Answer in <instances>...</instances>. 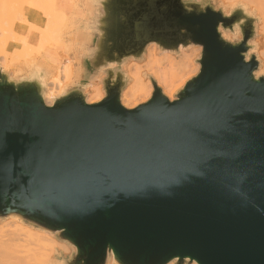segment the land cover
<instances>
[{"label":"water","instance_id":"95a60500","mask_svg":"<svg viewBox=\"0 0 264 264\" xmlns=\"http://www.w3.org/2000/svg\"><path fill=\"white\" fill-rule=\"evenodd\" d=\"M101 58L154 41L204 51L169 100L150 77L133 108L117 80L86 104L76 91L47 107L36 89L0 84V217L61 230L72 264H264V77L221 43L210 9L179 0H105ZM240 12L231 18L235 20ZM231 20H224L230 23ZM245 35L253 31L249 18ZM143 52V56L141 53Z\"/></svg>","mask_w":264,"mask_h":264},{"label":"clouds","instance_id":"9594fccd","mask_svg":"<svg viewBox=\"0 0 264 264\" xmlns=\"http://www.w3.org/2000/svg\"><path fill=\"white\" fill-rule=\"evenodd\" d=\"M179 3L187 13L198 9V14H203L210 9L223 17L215 26L218 39L239 48L244 62L255 60L254 79L259 81L264 77L261 61L264 40L260 39L264 37V0H230L228 8L223 0H179ZM45 4L55 6L62 17V22L47 35L45 30L50 29V21L41 8ZM104 5L105 0H0V84L14 90L31 85L41 101L51 108L70 91L78 92L86 104L100 103L107 98L110 85L115 86L117 80L123 81L129 75L128 68L135 67L132 74H139L142 69L134 63L139 59L135 55L101 58ZM248 5H255L256 10H250ZM237 11L240 16L231 20ZM36 12L40 13L39 17L34 15ZM6 13L12 17L7 37ZM249 18L253 21V31L246 38L244 25ZM224 20L231 22L226 24ZM188 47L194 49L196 59L200 60L204 45L192 42ZM200 68V63L194 64L193 74ZM6 220L16 221L15 226H4ZM77 251L59 229L21 216L0 217V264H72ZM112 255L109 251V264H116Z\"/></svg>","mask_w":264,"mask_h":264},{"label":"bare ground","instance_id":"6f19581e","mask_svg":"<svg viewBox=\"0 0 264 264\" xmlns=\"http://www.w3.org/2000/svg\"><path fill=\"white\" fill-rule=\"evenodd\" d=\"M229 2V0H226ZM250 10H256L255 5H248ZM43 13H45L50 21V29L45 30V35L48 34L49 30H54L56 26L62 22L61 13L59 10L52 5H41ZM34 15L40 16L39 12ZM11 15L5 14V37L11 32ZM259 27V26H258ZM264 40V37H260ZM180 54H172L174 52L169 50L158 51L154 43L149 44L145 49V56L147 58L144 65H140L142 71L139 74L133 75L135 67H130V75L127 76V83L121 91L120 101L123 100L122 105H132L133 108L139 102L146 101L152 92V83L150 80L145 79L144 76H151L156 85L161 89V92L169 99L173 100L175 92L178 91L193 75L195 63V51L190 48L186 51L183 47L179 48ZM261 61L264 62V56L261 57ZM138 64L139 63H135ZM12 217V216H10ZM4 226L14 227L16 221L6 220L3 222ZM113 259V257H111ZM106 264H109V257ZM167 264H173V260Z\"/></svg>","mask_w":264,"mask_h":264},{"label":"rangeland","instance_id":"374dc122","mask_svg":"<svg viewBox=\"0 0 264 264\" xmlns=\"http://www.w3.org/2000/svg\"><path fill=\"white\" fill-rule=\"evenodd\" d=\"M223 2H224V6H225V8L230 7V0H229V2L226 1V0H223ZM59 12H60V11H59ZM258 26H259V23L257 24V27H258ZM154 46H156V45L154 44ZM180 48H181V47H180ZM157 49H158V48H157ZM184 49H186V48H184ZM189 50H190V47L186 49V51H189ZM158 51H159V50H158ZM159 52H160V51H159ZM172 54L175 55L176 53H172ZM179 54H180V52L177 53L176 56L179 55ZM194 59H195V63H197V62H196V56H195ZM146 60H147V58H146V56H145V52H144V56H143V58H142L141 60H136L134 63H139V65H144L145 62H146ZM143 68H144V67H142V69H143ZM127 71L130 73L131 70L128 68ZM195 74H196V73H195ZM195 74H193V75H195ZM129 75H130V74H129ZM193 75H192V76H193ZM144 77H145V79L150 80V77H151V76H149V75L147 76V75H146V76H144ZM150 81H151V80H150ZM178 90H179V89H178ZM152 91H153V86H152ZM151 93H152V92H151ZM175 94H176V92H175ZM175 94H174L173 99L175 98ZM140 103H142V101L139 102L138 104H140ZM138 104H137V105H138ZM173 264H174V262H173ZM193 264H195L194 261H193Z\"/></svg>","mask_w":264,"mask_h":264},{"label":"crops","instance_id":"0c3cea01","mask_svg":"<svg viewBox=\"0 0 264 264\" xmlns=\"http://www.w3.org/2000/svg\"><path fill=\"white\" fill-rule=\"evenodd\" d=\"M35 14V13H34Z\"/></svg>","mask_w":264,"mask_h":264}]
</instances>
